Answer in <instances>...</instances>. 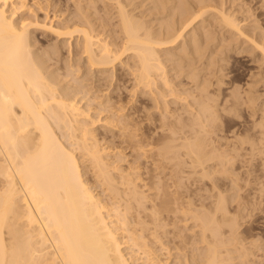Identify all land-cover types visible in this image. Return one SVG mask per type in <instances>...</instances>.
Masks as SVG:
<instances>
[{
  "label": "bare ground",
  "instance_id": "1",
  "mask_svg": "<svg viewBox=\"0 0 264 264\" xmlns=\"http://www.w3.org/2000/svg\"><path fill=\"white\" fill-rule=\"evenodd\" d=\"M76 1L78 2L79 0ZM94 1H92V4ZM104 1H102V3ZM107 1L112 3L114 8L117 10L116 13H118V17H116L115 15L114 16L116 18H119L118 23H120L119 25L122 31L120 35L123 34L122 37H119L118 35L116 39L114 38L115 36H113V38L115 39L114 41H109V39H107V34H105L107 35L106 38H102V36L99 37V34L95 33L96 29H98L97 26L94 25L96 27L95 29V27H93L90 22H87L86 20L84 21H86L87 23L78 22L76 19H74L76 21L73 20L74 22L71 21L72 19L70 21L63 22L60 14L59 17L57 16L58 14L53 15L54 17L52 16L49 21L44 20L43 22H39V20L33 22L31 20L30 22L25 19L24 16H26L25 14L27 13V10L31 9L29 5L34 4L30 3L33 2L32 0H0V264H140L139 262L137 263V261L139 260L140 262H142V264H161L162 262L160 261V257L163 259L164 257L161 256L162 254L160 255V252L163 250L165 244L163 246L162 243L161 246L163 247H161V249L158 247L159 249H157V245L156 247L154 246L155 241L153 242V240L157 239V242L160 240L162 241V234L166 233L164 231V228L166 227L164 226H166L165 220H167V218H163V211L161 213L157 207L158 203L156 201L158 198H154V200H156L154 202H156L157 204L149 201L150 199L148 192H150L151 194L154 186H159L155 184L152 188L153 183L156 181L155 174H153L155 176L154 182L150 186L148 184L150 181L147 183L146 177H144V179L142 178L143 173L141 174L140 167H143V165L141 166L140 164H138V161H140L141 158H144V160H146V158L153 157V155H156L158 157L157 159V157L155 156L157 159L156 162L155 158H153L154 161L151 159L153 162H155V164H162L165 161H167L168 163V160L170 161V159H173L174 161V159H177L176 157L180 153L178 148L181 146L182 148L184 147V149L186 148V152L184 153V155H188L190 161L188 159L186 160L191 162L190 167L193 165L196 168V172L199 173L198 175L200 177V181L209 179L211 180V182H214L213 186H211L212 189L210 187H207L210 188L211 193L208 189V193H210L208 196H203L202 194V197L200 196L201 198L199 197V199H197H201V204H198L199 207L196 209V211H198L197 214H193V217H195L197 220V226L201 228L202 237L209 240L207 252L204 251L205 260L200 257L202 260L200 261L199 259V261H205V264H237L238 262L234 263L233 260L239 258V264H251V259L255 260L251 257V246L248 247V245L246 244L247 242H244V239L242 237H238L239 235L237 229L242 227L240 225L244 224V222H248V224L251 223V218L256 215L258 211H264V108L262 109L259 106L261 110L258 108V111L255 110L257 108V105H255L256 108L254 109L253 103L256 99L254 100L252 97H250V89L249 92H247L248 90L243 91L246 95V98L243 97L245 99L244 102H242L243 99L240 102L241 98L239 97L240 99L238 100V97L236 98V96L231 92L228 95L225 94V97V95H223L221 92V88L226 84H223L222 86L223 81L219 79L218 81L216 79V81H218L216 82L215 77L211 75V77H213L214 79H210V81L216 82L215 85L214 83L212 84L207 78L210 72L206 71L207 73L203 74L200 69L196 70L194 66H192V68L194 67V70H196L195 72L197 73L196 75L194 73L195 76H193V73L190 75L185 74V77L188 76L190 82H192V84H190L192 86L189 87L186 84V86L189 88L182 90V92L177 91L176 88H173L172 83H174V80L171 83V80L169 79V77H167V68L165 66L166 62L163 61L164 58L162 59L160 52L163 49L175 48L176 46H178L184 38L187 28L194 22H196L198 18L202 17L203 13L206 16V14L208 13V9L205 10V12L207 13L203 12L202 9L199 11V8L197 9L198 5L195 6L193 3H191L196 7L195 10L198 11L193 10V12L191 13L187 11L189 14H187L181 22L178 18L180 22L179 25L175 24L176 27L172 26L174 28L166 26L169 27V30L167 29L166 33H163L162 31L161 33H157L160 32L157 30L156 33H152V31L150 32L148 29L146 30V27L144 28V24L142 26L144 17L142 22L139 21L141 23L140 24L137 21L138 16L136 19L134 18L135 15L133 14V9L132 11H130L131 13L129 12V9L127 10L130 2L129 5L128 3H126V5H128L126 7V0ZM37 2L38 0L34 5L37 6ZM156 2L159 1L156 0ZM39 3L41 4L42 2H40L39 0ZM89 3L87 4V6H89ZM132 3L133 2H131V4ZM167 3L169 5V2ZM45 4L48 5L49 2L47 1ZM80 4L81 3L78 4V7L81 6ZM156 4L158 5V3ZM93 5L96 4L94 3ZM110 5L108 7H110ZM174 5L175 4L173 3V6ZM82 6L86 7V5ZM90 6L92 7V5ZM91 7H86V14H88V9H91ZM81 8L83 9V7H80V9ZM172 8L177 9L178 7L171 6V11ZM192 8L190 7V9ZM55 9L57 8H54V12ZM175 9L173 10V12L175 11ZM28 12H31L30 14H32L34 11L29 10ZM104 12L107 13V11ZM182 12L184 13L183 10ZM95 13L97 14V12ZM172 13L170 12L171 15ZM174 13H176V11ZM218 13L222 15V22H225V26L227 25V27L230 28V31L232 29L242 37L245 36L243 32L244 28H242V26L240 25L242 24L240 23L241 21H237L236 18L231 16L232 14L228 15L223 12ZM90 16H93V18L95 17L92 14ZM85 17L86 16H82L83 19ZM91 17H89L88 19H90ZM17 18H19V20H17ZM55 18H61V20L56 24ZM95 20H97V18ZM95 20H93V22ZM178 20L176 22H178ZM96 22H94V24ZM118 23H115V25ZM168 23H170V21ZM100 24L102 25V23ZM101 25L99 27H102ZM32 26H34V28L36 26L48 30L49 32L54 34V36L58 40H68L69 42H67L70 44V46H72V42L76 39V56H79L80 59H83V62L85 63L83 64L86 65L84 68V65H75L74 62L72 63L71 61V63L69 64V68L71 67L70 73H74V76L76 77L78 76L76 74L80 73L81 68L86 69L87 67L90 71H93L95 75L98 74L99 77H101V74L106 75L105 72L107 70L112 69L111 71H113L114 69H116V66L118 64H125L124 66H128L127 68L131 70L129 74H131L133 77V80H131V82L135 83L133 85V89L130 88V90L132 89L134 91L135 96V93L138 91H141L142 94L148 96L151 102H153V107H151L155 108L156 110H158L157 112L161 113L159 117V121L162 120L160 123L161 126H159V123L158 126L162 130H165V128L168 130V138L166 135L164 137V139L167 138L166 142L161 145V143H158L159 139H157V143L161 146L160 147L158 145L159 147H157L154 139V146L152 141H149L152 139V137L151 139H144L145 135L140 132H146V126L144 127V122L141 120L142 118L146 117L145 115L143 116V110L141 109H146L147 106L149 107V105H147V103L150 102L149 100H147L148 102H146V105L144 104L146 108H139L138 106L136 107L134 106L133 102H129L126 105L125 102L124 104H122L120 101L121 98L116 99L115 96L110 94L111 92L107 94V92L105 91L106 94H104L105 83H103L104 85L101 84V80L103 79L102 77H97L99 78V80H97V78L95 77L96 80H92L90 83L89 81L88 83L81 82L82 84H80V87L74 88V91H72L71 88V91H67L66 88L68 87L64 89L61 83L60 87V85L58 84L59 81L63 80V78H60L59 80L56 75H53L54 77H52V74L48 75V73H46V70L48 68L45 67L46 70H44V66H42V64H44L43 59L45 57L43 59L41 57V61L38 57L35 56L32 50V48L34 47H32L30 40V28ZM105 27L106 26H104L103 28ZM105 29L103 30L105 31ZM102 34L104 35V32ZM248 38L247 39L250 40V35ZM251 39L254 40V38ZM195 41H197V39ZM257 47H260L259 49L264 54V46ZM194 49L195 48L193 47V53ZM56 50L57 48L55 49V51ZM55 51L54 53H57ZM69 52L71 56L73 54V50H70ZM186 52L189 51L186 50ZM191 52L192 51H190V53ZM188 54L189 53L185 55ZM178 55L179 54H177L176 56ZM130 59L135 60L134 64H130L131 61H128ZM198 59H201V57ZM68 60L70 61V57ZM184 64L186 65V61ZM213 64L214 63L212 62V67ZM190 65H193V62ZM204 65H206V63H204ZM210 65L211 64H207L206 66H204V68L202 66L201 67L203 68V70H209ZM220 67L222 70L224 66ZM198 68L200 67L198 66ZM213 69L210 71L215 73L216 70L213 71ZM176 70L178 71L179 69ZM60 71L61 70H59V72ZM212 72L211 74H213ZM113 76H111V79L114 78ZM222 76L219 78H222ZM73 78L75 79V77ZM259 78L261 79V77ZM82 79L85 78L83 77ZM90 79H93V77ZM121 79H118V81H120L122 85L125 82L122 83ZM125 79L128 78L126 77ZM104 82H106L105 79ZM261 82H263V79ZM253 83L256 82L253 81ZM249 84L246 83V85ZM107 85H109V83ZM255 85L253 84L252 86ZM212 87L217 90V93H215V90H213ZM247 87L250 88V86ZM238 88L240 87L238 86ZM106 89L107 88H105V90ZM116 89H119V87H117ZM166 89H169L167 90L168 93ZM241 89L243 90V88ZM132 90L131 92H133ZM224 90H227V88ZM229 90H232V88ZM233 90H235L234 87ZM91 91L96 94H91ZM212 91H214V93H212ZM169 92L172 99L181 101L180 104H182L180 107H170V103H173L172 99H169L170 103L169 100H166L167 96L169 98ZM223 92L225 93V91ZM185 95L187 97L191 96L193 98V103H190V99L189 102H186L187 97ZM240 95H238L237 93V96ZM221 96L223 98H221ZM145 99H147V97ZM142 104H140V106H142ZM173 105L174 104H172V106ZM243 105H246L248 112L250 113V115L249 113H247L248 117L251 116L253 119L256 118L252 128L249 129V124L248 127L246 126L249 130L247 129V132L243 130V133L246 132L245 135H247L245 137L243 136V134L241 135V133H236V129H239V125L236 124V120L234 122V118L241 111ZM245 111L243 112L244 114L246 113ZM139 113H141L143 116L141 119L139 118ZM244 114V117H242L241 114L242 119H245L246 114ZM138 118L141 121L138 120ZM252 122L253 121H251V124ZM234 123L238 126V128L235 127ZM113 137L114 140H111L110 138ZM147 137L148 136L146 135V138ZM161 140H163V137ZM151 145H153L154 147ZM155 147H157V149ZM127 148H131L136 151V161L132 162L130 160L132 163L127 161L128 155L125 153V149ZM153 152L155 154H152ZM181 158H183V155ZM185 158L186 157H184L183 159ZM124 164L127 165L124 166ZM179 164H181V161ZM178 165L177 168L180 169ZM165 166L166 165L164 164V167ZM155 167L157 169L159 165L158 167ZM175 167L176 166H174V168ZM82 168H86V170L88 169L90 171L89 173L93 175L94 179L97 182V185L96 182L95 185L100 186V189L103 188L102 191H104L105 194L109 196L106 200L105 197L102 198L101 193L100 195L98 191L93 188V184V186L89 184L87 180L88 178L85 179L84 173L82 172L84 169ZM147 169L148 168L145 167V170ZM153 169L150 170L153 171ZM189 169L192 170V168ZM164 172L165 171H163L162 174ZM158 174L159 172L157 173V175ZM147 177L149 176L147 175ZM90 179L92 180V178ZM174 179H176V177ZM242 181H244L245 184ZM174 182L170 185H174ZM167 186L166 188H168ZM200 188L201 190H203V187ZM160 190H157V192ZM162 190L164 191V186ZM178 191L179 190L177 189V192ZM180 191H182V189H180ZM198 191H200V189L197 190V192ZM230 191H232V196L228 195V192ZM159 194L160 193H158V195ZM155 195H157V193ZM170 195L172 194H169V196ZM173 195H176V191ZM177 195L174 196V198L177 197ZM177 200L179 201V199ZM206 200H208V202H206ZM165 201H168V198ZM176 203L178 204V202ZM163 204L166 205V202H163ZM183 205H185L184 207L186 208V203ZM162 206L163 205H160L159 207ZM184 207L181 208L178 206L177 208L176 206V213L178 211L180 212L178 214L181 215L183 213L186 216V211L188 212L189 207L187 208L188 210L184 209ZM191 208L194 209L193 207H190V209ZM163 219L165 222H163ZM241 221L243 223H241ZM253 221L252 223H254ZM179 222L180 221H178V223ZM183 224H185V222ZM162 229L163 232L159 233V231ZM159 234L162 236L160 237ZM230 245L232 247H229ZM260 248L262 250V246ZM168 252L166 254H168ZM234 253L237 254L236 257L233 255ZM134 254L138 255L137 259H134ZM170 254H168V256ZM179 259L182 260V258ZM166 262L167 261L162 264H165ZM180 263L182 262L180 261ZM254 263L256 262H253V264ZM183 264H187V262H183Z\"/></svg>",
  "mask_w": 264,
  "mask_h": 264
},
{
  "label": "rangeland",
  "instance_id": "2",
  "mask_svg": "<svg viewBox=\"0 0 264 264\" xmlns=\"http://www.w3.org/2000/svg\"><path fill=\"white\" fill-rule=\"evenodd\" d=\"M31 1V0H30ZM33 2H30V3H34V4H36L35 2L37 1V0H35V2H34V0H32ZM49 2V4L47 5V4H45L46 2ZM57 1V2H56ZM70 0H40V2H42L41 4L39 3V0H38V2H37V6L36 5H34V4H31V5H29L30 7H31V9H29V10H33L34 12L32 13V14H34V15H32V14H30L31 12H28L29 10H27V13L25 14L26 16H24V18L25 19H27L28 21H30L31 22V20L34 22H36V21H39V22H43L44 20L45 21H49L51 18H52V16L53 15H57L58 17L61 15V17H62V19H63V22H65V21H70L71 19V21L72 22H74V21H78V22H83V23H87V22H90V24L93 26V27H95L94 25H96L97 26V28L98 29H96V27H95V29H96V34H99V37H101L102 36V38H106L107 37V35H108V37H107V39H109V41L111 40V41H114L117 37H118V35H119V37H122L123 36V34L122 35H120L121 33H122V31H121V28H120V23H118L119 22V18H116V17H118V13H116L117 12V10L114 8V6H113V4L112 3H110V2H108L107 0H90V1H88V0H84V1H82V0H79L78 2L79 3H81L80 5V7H83V9L81 8L80 9V7H78V2L75 0H71L70 2H69ZM74 1V2H73ZM92 1H94L93 2V4L95 3L96 5H93L92 4ZM102 1H104L103 3H102ZM107 1V2H106ZM123 1H125V0H123ZM148 1V2H147ZM157 1H159V2H156V0H154V2H153V0H126V2H125V5H126V3H128V5H129V2H130V5H129V7H127L128 5H126V7H127V10L129 9V12L130 11H132V9H133V14L135 15H133L134 16V18L136 19L137 18V16H138V18H137V21L139 22H142V20H143V17H144V20H143V23H142V26H143V24H144V28L146 27V30L148 29L150 32L152 31V33H156L157 31H160V32H157V33H161V31L163 32V33H166L167 32V29L169 30V27L170 28H174V27H176L175 26V24L176 25H179L180 24V22L184 19V17L187 15V14H189V13H191V12H193V10H195V6H197L198 5V7H197V9L200 11L201 9H202V11L203 12H205V10H207V12H205V13H207L206 14V16H205V14L203 13L202 15V17H200V18H198V20L196 21V22H194L191 26H189L188 28H187V31L185 32V36H184V38L182 39V41L180 42V44L178 45V46H176L175 48H166V49H163V50H161V52H160V54H161V57H162V59H163V61L164 62H166L165 64V66H166V71H167V77H169V79L171 80L170 82L172 83V81L174 82V83H172L173 85V88H176L177 89V91H180V92H182V90H184V89H188L189 87H191L192 85H190V84H192V82H190V79L188 78V76L187 77H185V74L186 75H190V74H192L193 73V76H195L197 73L195 72L197 69L199 70L200 69V71L203 73V74H206L207 72H210L209 73V75L207 76V78H208V80L210 81V79L211 80H213L214 78L213 77H211V75H213L214 77H215V81H216V79L218 80H222L221 82H222V86H223V84L225 85V86H223L222 88H221V92H222V94L223 95H225V94H230V92L231 93H233L235 96H236V98L239 100L240 98V102H241V100H242V102H244L245 101V99L244 98H246V95L244 94V92L243 91H247V92H249V89H250V97H252L255 101H257V102H255L254 101V103H253V105H254V109L256 108V106L255 105H257V108L255 109V110H258L259 111V109L261 110V108L263 109L264 108V99H263V95H264V74H262V73H264V54L261 52V50L257 47V46H264V0H189V1H187V0H170V1H167V0H157ZM162 1H163V3H162ZM172 1V2H171ZM174 1V2H173ZM176 1V2H175ZM183 3H182V2ZM192 1V2H191ZM195 3H194V2ZM197 1V2H196ZM206 1V2H205ZM212 1V2H211ZM75 2H77V3H75ZM82 2H84V3H82ZM85 2H86V4H85ZM91 4H90V3ZM98 2V3H97ZM131 2H133L132 4H131ZM167 2H169V5H168V3ZM180 2V3H179ZM188 2H190V3H188ZM200 2V3H199ZM215 3V5H214V3ZM64 3V4H63ZM89 3V6H87V4ZM108 3H110V4H108ZM156 3H158V5L156 4ZM162 4V5H160V4ZM166 3H167V5H166ZM173 3L175 4L174 6H173ZM177 3V4H176ZM191 3H193V4H191ZM206 3V4H205ZM211 3V4H210ZM217 3V4H216ZM223 5H222V4ZM74 4V5H73ZM77 4V5H76ZM141 4V5H140ZM144 6H143V5ZM155 4V5H154ZM165 6H164V5ZM172 4V5H171ZM181 4V5H180ZM184 4V5H183ZM200 4V5H199ZM202 4H203V6H202ZM220 4V5H219ZM263 4V5H262ZM42 5V6H41ZM43 5H44V7H43ZM70 5V6H69ZM82 5H86V7H88V8H90L91 6L90 5H92V7H91V9H88V14H86V11H87V8L86 7H84V6H82ZM110 5V7H108ZM135 5V6H134ZM157 5V6H156ZM183 5V6H182ZM186 5V6H185ZM192 5V6H191ZM204 5H205V7H204ZM217 5H219V6H217ZM239 5V6H238ZM41 6V7H40ZM52 6V7H51ZM54 6V7H53ZM58 6V7H57ZM107 6V7H106ZM134 6V7H133ZM159 6V7H158ZM171 6L172 7H178L177 9H175V8H172V11H171ZM181 6V7H180ZM187 6H188V9L189 10H192V11H189L188 9H187ZM194 6V7H193ZM201 8H200V7ZM216 6V7H215ZM225 6V7H224ZM242 6V7H241ZM59 7H60V9H59ZM97 9H96V8ZM100 7V8H99ZM101 7H102V9H101ZM112 7V8H111ZM153 7V8H152ZM163 7V8H162ZM167 7V8H166ZM184 7V8H183ZM190 7L192 8V9H190ZM214 9H213V8ZM220 7H222V8H220ZM54 8H57V9H55V12H54ZM85 8V9H84ZM106 8V9H105ZM110 8V9H109ZM156 8V9H155ZM162 10H161V9ZM179 8H180V10H179ZM183 8V9H182ZM186 8V9H185ZM218 10H220V11H218ZM59 9V10H58ZM93 9V10H92ZM108 9H109V11H108ZM146 9V10H145ZM154 11H153V10ZM159 9H160V11H159ZM175 9V11H176V13H174L173 12V10ZM210 9H211V11H210ZM228 9V10H227ZM232 9V10H231ZM83 10H85V11H83ZM103 10V11H102ZM113 10H116V11H113ZM167 10H168V12H167ZM182 10L184 11V13L182 12ZM198 10H195V11H198ZM215 12H214V11ZM223 10V11H222ZM226 10V11H225ZM230 10V11H229ZM57 11H59V12H57ZM78 11V12H77ZM92 11V12H91ZM102 11V12H101ZM104 11H107V13L106 12H104ZM149 11V12H148ZM157 11V12H156ZM166 11V12H165ZM189 13H188V12ZM235 11V12H234ZM47 12V13H46ZM64 12V13H63ZM83 12H84V14H83ZM95 12H97V14L95 13ZM152 12V13H151ZM156 14H155V13ZM164 12H165V14H164ZM170 12L172 13V15L170 14ZM210 12V13H209ZM218 12H223V13H225V14H228V15H230V14H232L231 16L232 17H234V18H236V20L238 21H241L240 23H242V24H240L241 26H242V28H244L243 29V32H244V34H245V36L244 37H242L240 34H238V33H236L235 31H233L232 29H231V31H230V28L229 27H227V25L225 26V22L223 21L222 22V15L220 14V13H218ZM230 12V13H229ZM67 15H66V14ZM70 13V14H69ZM131 13V12H130ZM142 13V14H141ZM149 15H148V14ZM154 13V14H153ZM164 15H163V14ZM178 13V14H177ZM45 14H47V15H45ZM60 14V15H59ZM64 14H65V16H64ZM72 14V15H71ZM75 14H76V16H75ZM94 15L95 17L93 18V16L91 17L90 15ZM146 14V15H145ZM159 14V15H158ZM180 14H181V16H180ZM183 14V15H182ZM88 15V16H87ZM99 15V16H98ZM112 15H113V17H112ZM116 17H115V16ZM155 15H156V18H155ZM29 16V17H28ZM79 16V17H78ZM82 16H86L84 19L82 18ZM174 17L175 18V20H174V18H172V17ZM183 16V17H182ZM47 17V18H46ZM54 17V16H53ZM89 17H91L90 19H88ZM99 17V18H98ZM147 17H149V18H147ZM219 17V18H218ZM35 18H36V20H35ZM81 18V19H80ZM97 18V20H95ZM171 18V19H170ZM177 18V19H176ZM178 18L180 19V22H179V20H178ZM182 18V19H181ZM216 18H217V20H216ZM34 19V20H33ZM56 20H55V22H56V24L58 23V21H60L61 20V18H55ZM74 19H76V20H74ZM82 19H83V21H82ZM115 19V20H114ZM139 19V20H138ZM167 19V20H166ZM202 19V20H201ZM240 19H242V20H240ZM247 19V20H246ZM17 20H19V18H17ZM74 20V21H73ZM84 20H86V21H84ZM93 20H95L94 22H96L95 24H94V22H93ZM101 20V21H100ZM166 20V21H165ZM178 20V22H176ZM204 20V21H203ZM212 20H213V22H212ZM100 21V22H99ZM109 21V22H108ZM170 21V23H168V22ZM172 21H174V22H172ZM217 23H216V22ZM244 21H246V22H244ZM92 22V23H91ZM139 22V23H140ZM150 22H151V24H150ZM160 22V23H159ZM256 22V23H255ZM98 23H99V25H98ZM100 23H102V25L100 24ZM108 23V24H107ZM112 25H111V24ZM115 23H118V24H116L115 25ZM145 23H146V25H145ZM168 23V24H167ZM174 23V24H173ZM221 23V24H220ZM141 24V23H140ZM162 24V25H161ZM167 24V25H166ZM171 24V25H170ZM246 24V25H245ZM102 26V27H99V26ZM112 27H114V28H112ZM149 27H148V26ZM151 25V26H150ZM154 25H155V27H154ZM248 25V26H247ZM104 26H106L105 28H103ZM166 26H169V27H166ZM172 26H174V27H172ZM222 26H224V27H222ZM109 27V28H108ZM116 27V28H115ZM196 27V28H195ZM214 27V28H213ZM247 27V28H246ZM40 28V29H39ZM100 28V29H99ZM105 29V31L103 30V29ZM118 28V29H117ZM150 28H152V29H150ZM159 28V29H158ZM163 30H162V29ZM165 28V29H164ZM195 28V29H194ZM217 28V29H216ZM224 28V29H223ZM252 28V29H251ZM42 29V30H41ZM110 29H111V31H110ZM116 29V30H115ZM213 29V30H212ZM254 29H256V30H254ZM113 30V31H112ZM118 30V31H117ZM157 30V31H156ZM192 30V31H191ZM226 30V31H225ZM117 33H116V32ZM119 31H121V32H119ZM155 31V32H154ZM165 31V32H164ZM195 31V32H194ZM206 31V32H205ZM208 31V32H207ZM214 31V32H213ZM222 31V32H221ZM234 33H233V32ZM100 32H104V35L102 34V33H100ZM113 32V33H112ZM191 32H192V34H191ZM197 32V33H196ZM203 34H202V33ZM30 33H31V35H30V40H31V44H32V47L34 48H32V50H33V52H34V54H35V56L36 57H38L41 61H42V59L44 60L43 62H44V64H42V66H44L43 68H44V70H46V68H48L45 72L46 73H48V75L50 74H52V77H54L55 75H56V77H58V79L60 80V78H63V82L62 81H59L58 79V81H59V84L58 85H60V83L63 85L62 87L65 89L66 87H68V88H66L67 89V91H74L75 89L74 88H79L80 87V84H82V83H88V81H89V83L92 81V80H96V78L97 77H99V75L97 74V75H95L94 73H93V71H90L87 67H86V69H84L85 68V66L86 65H84L85 63L83 62L84 60L83 59H80V57L79 56H76V39L72 42V46H70V44L68 43L69 41L68 40H66V39H63V40H58V39H56V37L54 36V34H52L51 32H49L48 30H46V29H44V28H42V27H36L35 26V28H34V26H32L31 28H30ZM109 33V34H108ZM218 33V34H217ZM227 33V34H226ZM229 33V34H228ZM257 33V34H256ZM263 33V34H262ZM105 34H107V35H105ZM253 34V35H252ZM259 34V35H258ZM261 34V35H260ZM112 35V36H111ZM210 35V36H209ZM224 35H226V36H224ZM229 35V36H228ZM234 35V36H233ZM247 35V36H246ZM249 35H250V40H248L249 38ZM33 36V37H32ZM113 36H115L114 38H113ZM187 36V37H186ZM189 36H193V37H189ZM201 38H200V37ZM206 36V37H205ZM213 36V37H212ZM215 36V37H214ZM112 37V38H111ZM34 38V39H33ZM192 38V39H191ZM194 38V39H193ZM221 38V39H220ZM239 38H241V39H239ZM248 38V39H247ZM251 38H254V40L253 39H251ZM187 39V40H186ZM197 39V41H195ZM201 39V40H200ZM208 39H209V41H208ZM236 39V40H235ZM192 40H194V41H192ZM204 40V41H203ZM212 40V41H211ZM224 40V41H223ZM231 40V41H230ZM53 41V42H52ZM68 41V42H67ZM217 41V42H216ZM248 41V42H247ZM252 41H254V42H252ZM58 42V43H57ZM191 42H192V46H191ZM194 42V43H193ZM197 42V43H196ZM213 42V43H212ZM66 43V44H65ZM187 43V44H186ZM225 43H227V44H225ZM230 43V44H229ZM232 43H234V44H232ZM255 43H257V44H255ZM262 43V44H261ZM63 45V47H62V45ZM194 44H196V45H194ZM47 45V46H46ZM202 45V46H201ZM222 47H221V46ZM257 45V46H256ZM51 46H53V47H51ZM69 46H70V48H69ZM190 46V47H189ZM40 47V48H39ZM61 47V48H60ZM193 47L195 48L194 49V53H193ZM219 47V48H218ZM224 47V48H223ZM240 47V48H239ZM57 48V50L55 51V49ZM60 48V49H59ZM68 48V49H67ZM199 48H200V50H199ZM204 48H205V50H204ZM236 48V49H235ZM264 48V47H263ZM48 49H49V51H48ZM73 50V54L70 56V50ZM183 49V50H182ZM190 49V50H189ZM232 49H234V50H232ZM247 49H248V51H247ZM67 50V51H66ZM186 50L187 51H189V52H186ZM218 50V51H217ZM252 50V51H251ZM255 50V51H254ZM50 51H51V53H50ZM54 51L55 52H57V53H54ZM171 51V52H170ZM183 51V52H182ZM190 51H192L191 53H190ZM198 51H199V53H198ZM179 52V53H178ZM181 52H182V54H181ZM197 52V53H196ZM231 52V53H230ZM249 52V53H248ZM46 53V54H45ZM169 53V54H168ZM179 54L178 56H176L177 54ZM187 53H189L188 55H185V54H187ZM196 53V54H195ZM201 53H202V55H201ZM211 53H212V55H211ZM216 53V54H215ZM222 53V54H221ZM229 53V54H228ZM48 54V55H47ZM53 54V55H52ZM59 54V55H58ZM64 54V55H63ZM164 54V55H163ZM192 56H191V55ZM200 54V55H199ZM206 54V55H205ZM226 54V55H225ZM55 55V56H54ZM182 55V56H181ZM196 55V56H195ZM48 56V57H47ZM60 56V57H59ZM70 57V61L68 60L69 59V57ZM187 56H188V58H187ZM189 56H190V61H189ZM211 56V57H210ZM214 56V57H213ZM220 58H219V57ZM41 57H42V59H41ZM57 57V58H56ZM168 57V58H167ZM171 57V58H170ZM174 57H176V58H174ZM179 57H180V60H179ZM184 57V58H183ZM192 57V58H191ZM201 57V59H198V58H200ZM203 57H204V59H203ZM207 57V58H206ZM61 58H63V59H61ZM74 60H72V59ZM78 58V59H77ZM169 58H170V60H169ZM183 58V59H182ZM186 58V59H185ZM215 58V59H214ZM227 58V59H226ZM252 58V59H251ZM46 59V60H45ZM59 59V60H58ZM81 61H80V60ZM188 59V60H187ZM191 59H193V60H191ZM197 59V60H196ZM210 59V60H209ZM229 59V60H228ZM51 60V61H50ZM69 62H68V61ZM125 60H127V59H125ZM199 60V61H198ZM201 60V61H200ZM209 62H208V61ZM223 60V61H222ZM57 61V62H56ZM71 61H72V63L74 62V64L75 65H77V64H81V65H84L83 67L84 68H81V71H80V73H82V74H76V75H78L77 77L76 76H74V73H70V69H71V67L69 68V64L71 63ZM128 61H131V63L130 64H134V61L135 60H132V59H130V60H128ZM174 61V62H173ZM176 61H178V62H176ZM185 61H186V65L184 64L185 63ZM203 61V62H202ZM210 61H212L214 64H213V67H212V62H210ZM46 62V63H45ZM51 62V63H50ZM77 62V63H76ZM193 62V65H190L191 63ZM216 62V63H215ZM252 62V63H251ZM261 62V63H260ZM52 63H55V64H52ZM68 63V64H67ZM84 63V64H83ZM183 63V64H182ZM188 63V64H187ZM201 63V64H200ZM204 63H206V65L207 64H211L210 66H209V70H203V68H204V66H206V65H204ZM221 63V64H220ZM175 64V65H174ZM198 64V65H197ZM227 64V65H226ZM252 64V65H251ZM49 65V66H48ZM67 65H68V67H67ZM122 64H118L117 66H116V69H114L113 71H111L112 69H109V70H107L106 72H105V74L106 75H102L101 74V77L103 78L102 80H101V84H103V83H105V88H107L106 90H105V88H104V94H106L105 93V91L107 92V94L108 93H110L111 95H113V96H115V98L117 99H119V98H121L120 99V101H121V103L122 104H124V102H125V105L127 104V103H129V102H133V104H134V106H138L139 108H142V107H145L146 108V102H148L147 100H149L150 102L149 103H147V105H149V107L147 106V108L146 109H141V110H143L142 111V114H143V116L145 115V117L146 118H142L143 116H142V114L141 113H139V118L144 122V127L146 128V132H143V131H140V132H142L143 133V135H145L144 136V139H151V137H152V139L151 140H149V141H152V143H153V145H154V142H156L155 144H156V146L157 147H159L160 145L158 144V143H161V145L163 144V143H165L166 142V140H167V138H168V136L167 135H169V132H168V130L165 128V130L163 129H160V127L159 126H161V121L162 120H160L159 121V117H160V115H161V113L160 112H157L158 110H156L155 108H152L153 106V102H151V100H150V98L148 97V96H146L145 94H142L141 93V91H138V92H136L135 94H136V96L134 95V91L132 90L133 89V85L135 84L134 82H131V80H133V77H132V75L131 74H129V72H131V70L129 69V68H127L128 66H124L125 64H123L122 66H121ZM178 65H180L181 67H182V69H181V67L180 66H178ZM184 65V66H183ZM204 65V66H203ZM214 65H216V66H214ZM53 66V67H52ZM188 66V67H187ZM192 66H194L195 68H196V70H194V67L192 68ZM198 66L200 67V68H198ZM203 68H202V67ZM219 66V67H218ZM220 66H224L223 68H222V70H221V67ZM46 67V68H45ZM175 67V68H174ZM236 67V68H235ZM242 67V68H241ZM74 68V67H73ZM169 68V69H168ZM189 70H188V69ZM214 68V69H213ZM216 68V69H215ZM218 68V69H217ZM225 68V69H224ZM252 68V69H251ZM263 68V69H262ZM53 69V70H52ZM67 69V70H66ZM75 69V68H74ZM74 69H72V70H74ZM134 69V68H133ZM172 69V70H171ZM176 69H179L178 71L176 70ZM185 69V70H184ZM194 71H193V70ZM202 69V70H201ZM213 69V71H215V73L214 72H212V71H210V70H212ZM235 69V70H234ZM257 69V70H256ZM50 70V71H49ZM59 70H61L60 72H59ZM84 70H85V73H84ZM86 70H87V72H86ZM129 70V71H128ZM176 70V71H175ZM191 70V71H190ZM217 70H220V71H217ZM223 70H225V71H223ZM49 71V72H48ZM89 71V72H88ZM111 71V72H110ZM115 71V72H114ZM128 73H127V72ZM180 71H183V72H180ZM207 71V72H206ZM221 71H223L225 74H226V76H225V74L223 73V72H221ZM249 71H250V74H249ZM55 74H54V73ZM68 72H69V74H70V77H69V74H68ZM73 72V71H72ZM120 72H121V74H120ZM123 72V73H122ZM172 72V73H171ZM205 72V73H204ZM211 72L213 73V74H211ZM221 72V73H220ZM235 72V73H234ZM261 72V73H260ZM65 73V74H64ZM87 73V74H86ZM109 73V74H108ZM114 73V74H113ZM116 73H118V74H116ZM182 73V74H181ZM194 73H195V75H194ZM202 73H201V75H202ZM223 73V74H222ZM256 73V74H255ZM67 74V75H66ZM92 74V75H91ZM112 74V75H111ZM127 74H128V76H127ZM171 74H173V75H171ZM175 74V75H174ZM218 74V75H217ZM220 74H222V75H224V76H222V75H220ZM241 74V75H240ZM252 74V75H251ZM259 74V75H258ZM54 75V76H53ZM60 75V76H59ZM73 75V76H72ZM82 75V76H81ZM95 75V76H94ZM113 75H116V76H113ZM130 75V76H129ZM220 75V76H219ZM255 75V76H254ZM65 76V77H64ZM86 76V77H85ZM88 76V77H87ZM108 76H109V78H108ZM111 76H113L114 78L113 79H111L112 77ZM121 76V77H120ZM178 76H180V77H178ZM184 76V77H183ZM217 76H218V78H217ZM222 76V78H224V79H222V78H219V77H221ZM228 76H229V78H228ZM257 76H258V78H257ZM67 77H68V79H67ZM73 77H75V79L73 78ZM84 77L85 79H82V78ZM93 77V79H90V78H92ZM96 77V78H95ZM101 77H99V78H101ZM105 77V78H104ZM116 77V78H115ZM120 77V78H119ZM128 78V79H125V78ZM174 77V78H173ZM209 77H211V78H209ZM248 77V78H247ZM253 77V78H252ZM255 77V78H254ZM259 77H261V79L259 78ZM71 78H72V80H71ZM78 78H79V82H78ZM89 78V79H88ZM99 78H97V80H99ZM121 79V81H122V83L123 82H125V83H127V84H122L121 85V82L120 81H118V79ZM131 78V79H130ZM178 78V79H177ZM65 79V80H64ZM77 79V80H76ZM88 79V80H87ZM104 79H105V81L106 82H104ZM108 79V80H107ZM180 79V80H179ZM185 79H186V81H185ZM255 79V80H254ZM257 79V80H256ZM262 79H263V82H261L262 81ZM70 80V81H69ZM110 80V81H109ZM115 80H117V81H115ZM124 80H127V81H124ZM130 80V81H129ZM218 80V81H219ZM249 80V81H248ZM65 81V82H64ZM72 81V82H71ZM83 81H85V82H83ZM103 81V82H102ZM107 81H108V83H109V85H107L108 83H107ZM112 81V82H111ZM129 81V82H128ZM181 81V82H180ZM210 81L212 84L214 83V85H215V83L216 82H218V81ZM240 81V82H239ZM250 81H251V83H250ZM253 81L254 82H258V83H260V84H256V83H253ZM82 82V83H81ZM176 82V83H175ZM184 82V83H183ZM186 82V83H185ZM65 83V84H64ZM74 83V84H73ZM107 83V84H106ZM119 83V84H118ZM129 83V84H128ZM131 83H132V85H131ZM183 83V84H182ZM189 83V84H188ZM228 83V84H227ZM243 83V84H242ZM245 83V84H244ZM246 83L247 84H249V85H246ZM70 84H71V86H70ZM79 84V85H78ZM182 84V85H181ZM185 84V85H184ZM186 84H187V86H189V87H187L186 86ZM230 84V85H229ZM241 84V85H240ZM255 85V86H252V85ZM74 85V86H73ZM76 85V86H75ZM78 85V86H77ZM112 85V86H111ZM115 87H114V86ZM118 85V86H117ZM229 85V86H228ZM240 87V88H238V86ZM111 86V87H110ZM127 86V87H126ZM247 86H250V88L249 87H247ZM60 87H61V85H60ZM113 87V88H112ZM117 87H119V89H116ZM123 87V88H122ZM124 87H125V89H124ZM215 87V86H214ZM214 87H212L213 88V90H215V88ZM233 87L235 88V90H233ZM238 88V91H237V88ZM252 87V88H251ZM70 88H71V90H70ZM73 88V89H72ZM116 90H115V89ZM121 88V89H120ZM130 88H132L131 90L133 91V92H131V90H130ZM180 90H179V89ZM227 88V90H224V89H226ZM232 88V90H229V89H231ZM241 88H243V90L241 89ZM248 88V89H247ZM130 90V91H128V90ZM239 89H240V91H239ZM245 89V90H244ZM254 89V90H253ZM263 89V90H262ZM112 90V91H111ZM114 90V91H113ZM118 90H120V91H118ZM165 90V89H164ZM167 90H169V89H166V91ZM228 90H229V93H228ZM223 91H225V93L223 92ZM255 94H253L252 92ZM112 92H113V94H112ZM165 92V91H164ZM92 93H94V92H92L91 91V94ZM138 93H139V95H138ZM141 93V94H140ZM167 93H168V91H167ZM212 93H214V91H212ZM215 93H217V90H215ZM236 93V94H235ZM237 93H238V95H240V94H242V95H240V96H237ZM96 93H94V95H95ZM97 94H99V93H97ZM100 94H102V93H100ZM114 94H116V95H114ZM119 94V95H118ZM129 94V95H128ZM131 94V95H130ZM120 95H121V97H120ZM139 97H138V96ZM140 95H142V96H140ZM170 92H169V98H168V96H167V98H166V100H171L172 99V97H170ZM245 95V96H244ZM119 96V97H118ZM133 96H134V98H133ZM186 96V95H185ZM185 96H183V97H185ZM254 96V97H253ZM259 96H260V98H259ZM263 96V97H262ZM147 97V99H145ZM187 97V96H186ZM189 97V96H188ZM187 97V100H186V102H189V99H190V103H193L192 101H193V98L190 96L189 98ZM225 97H226V95H225ZM240 97V98H239ZM244 97V98H243ZM221 98H223L222 96H221ZM123 99V100H122ZM133 99V100H132ZM136 99V100H135ZM138 99V100H137ZM144 101H143V100ZM261 99V100H260ZM130 100V101H129ZM170 100H169V103H170ZM141 101H142V103H141ZM172 101H173V103H170L171 105H170V107H174V108H178V107H180L181 106V104H180V100H178V101H176L175 99H172ZM171 101V102H172ZM136 102V103H135ZM140 102V103H139ZM175 102V103H174ZM185 102V101H184ZM185 102V103H186ZM177 103H179V104H177ZM140 104H142V106H140ZM145 104V105H144ZM151 104V105H150ZM172 104H174V105H176V106H172ZM129 105V104H128ZM144 105V106H143ZM152 106V107H151ZM261 108H260V107ZM151 108H152V110H151ZM259 108V109H258ZM148 109V110H147ZM245 110H247V111H245ZM152 111V112H151ZM246 112L245 114L247 115H245L243 112ZM148 112V113H147ZM241 112V113H240ZM238 114H237V116L234 118V122H235V120H236V124L237 125H239V129H236V133H241V135L243 134V136L245 137V136H247V135H245L246 134V132L250 129V128H252V126H253V124H254V121L256 120V118L255 119H253L251 116H249L248 117V114L247 113H249L248 112V109H247V107H246V105H243V107H242V109H241V111H240ZM148 115H150V116H148ZM263 113H264V111H263ZM241 114H242V117H244L243 116V114L245 115V119L243 118H241ZM159 115V116H158ZM249 115H250V113H249ZM239 116H240V119H239ZM252 119H251V118ZM257 117V116H256ZM263 117H264V114H263ZM138 118V120H140ZM148 118V119H147ZM248 118H250V119H248ZM146 119V120H145ZM151 119V120H150ZM162 119V118H161ZM239 119V120H238ZM264 119V118H263ZM140 120V121H141ZM243 120V121H242ZM250 120V121H249ZM147 121H149V122H147ZM168 121H169V119H168ZM251 121H253L252 122V124H251ZM250 122V123H249ZM147 125H146V124ZM157 123V124H156ZM158 123H159V126H158ZM245 123V124H244ZM151 124V125H150ZM235 124V123H234ZM235 124V127H237L238 128V126ZM249 124H250V127H249V129L247 128L248 126H249ZM148 125H149V127H148ZM153 126V127H152ZM247 126V127H246ZM157 129H156V128ZM155 128V129H154ZM148 129V130H147ZM248 129V130H247ZM157 130V131H156ZM160 130V131H159ZM246 131L245 133H243L244 131ZM149 133H148V132ZM153 131H154V133H153ZM159 131V132H158ZM162 131V132H161ZM163 131H164V133H163ZM241 131V132H240ZM146 133V134H145ZM150 135H148V134ZM163 134V135H162ZM110 135H112V134H110ZM146 135L148 136L147 138H146ZM152 135V136H151ZM165 135L167 136V138L166 139H164V137H165ZM162 137H163V140H161L162 139ZM161 138V139H160ZM111 140H114V137L113 138H110ZM155 139V141L153 142V140ZM157 139H159L158 141V143H157ZM153 145H151V146H153ZM159 145V146H158ZM155 146V145H154ZM153 146V147H154ZM126 147V146H125ZM157 147H155L156 149H157ZM161 147V146H160ZM128 149H131V148H127V149H125V153L128 155V157H127V161H129V162H133V161H136L135 159L137 158L136 157V151L134 150V149H131V150H128ZM156 149H155V152H156ZM182 149V150H181ZM178 150H179V155H180V157H179V155H177V159H174V161H173V159H170V161L168 160V163H167V161H165L164 163H162V164H158V163H156L155 164V162H156V160L158 159V157H157V159H156V157L153 155V157H148V158H146V160H144V158H141L140 159V161H138L139 163L138 164H140L141 166L143 165V167L145 166L146 168H148L147 170H145V167L143 168V167H140L141 169H140V171H141V174L143 173V179H144V177H146V181H147V183L151 186L152 185V183L154 182V179H155V176H156V181L153 183V185H152V188H153V186L156 184V185H159L158 187H155L154 186V190L152 189V192H151V194H150V192H148V195H149V201H151L152 203L154 202V201H156V200H154V198L156 199V198H158L157 199V203L156 202H154V203H156L158 206V209L160 210V212L162 213V211H163V213H162V215H163V218H167V220H165L164 221V219H163V222H165L164 224L166 225V226H164V227H166V228H164V231L166 232L165 234H162V235H160V237L162 236V241L160 240V241H158L157 242V239H155V240H153V242L155 241V243H154V246L156 247V245H157V249H161V247H163L164 246V244H165V246L163 247V250L160 252V255L162 256V257H164V259L163 258H161L160 257V261L162 262V263H164L165 261H167L165 264H183V262L184 263H186L187 262V264H197V261H198V264H205V261L203 262H200L202 259L201 258H203L204 259V254H205V252H207V246L209 245V240H207L206 238H203L202 237V235H201V228L200 227H198L197 226V220H196V218L195 217H193L194 215L193 214H197V212L198 211H196V209L199 207V205L201 204L200 202V200H197V199H199V197L201 196L202 197V194H203V196H208L210 193H211V190H210V188H211V186H213V184H214V182L212 183L211 182V180H209V179H206L205 181H200V177H199V173H197L196 172V168L194 167V169H193V167L191 166L190 167V163L191 162H189L190 161V159H189V157H188V155H184V153L186 152V148L184 149V147L182 148V146L181 147H179L178 148ZM183 150H185V151H183ZM188 150V149H187ZM182 151V152H181ZM135 152V153H134ZM129 153H130V156H129ZM132 154H133V156H132ZM152 154H155L154 152L152 153ZM182 155H183V158L184 157H186L185 159H183V158H181L182 157ZM179 157V158H178ZM130 158H132V159H130ZM153 158H155V162H153L154 160H153ZM134 159V160H133ZM153 161H152V160ZM186 159H188V160H186ZM131 160V161H130ZM187 162H186V161ZM177 161V162H176ZM179 161V162H178ZM180 161H181V164H179L180 163ZM184 161V162H183ZM131 162V163H132ZM146 162V163H145ZM152 162V163H151ZM186 162V163H185ZM189 162V163H188ZM142 163V164H141ZM145 163V164H144ZM154 163V164H153ZM182 163H183V165H182ZM127 164H128V162H127ZM127 164H124V166H126ZM152 164V165H151ZM164 164L166 165L165 167H164ZM170 164V165H169ZM176 164V165H175ZM179 164V165H178ZM187 164V165H186ZM189 164V165H188ZM151 165V166H150ZM158 165H159V167H158ZM161 165H162V167H161ZM171 165H174V166H176L175 168H174V166H171ZM177 165H178V167H180V169L179 168H177ZM155 166H157L158 168L156 169V167ZM153 167H154V169H153ZM184 167V168H183ZM166 168V169H165ZM167 168H170V169H167ZM182 168V169H181ZM186 168V169H185ZM189 168H192V170L191 169H189ZM82 169H84L82 172L84 173V177H85V179H87L88 180V182H89V184L90 185H92L93 186V188L94 189H96V191H98V193L102 196V198H104L105 197V200L109 197V196H107L106 194H105V192L104 191H102L103 190V188H101L100 189V186H96L97 185V182H96V180L94 179V177H93V175L91 174V173H89L90 171L88 170H86V168H82ZM153 169V171H151V170ZM161 171H159V170ZM164 169V170H163ZM174 171H173V170ZM179 169V170H178ZM185 169V170H184ZM145 170V171H144ZM178 170V171H177ZM144 171V172H143ZM149 171V172H148ZM151 171V172H150ZM156 171H158L159 172V174L158 175H161V176H163V177H161V176H158L157 175V173L158 172H156ZM163 171H165L163 174H162V172ZM146 172V173H145ZM181 172V173H180ZM183 172V173H182ZM186 172V173H185ZM193 172V173H192ZM196 172V173H195ZM171 173V174H170ZM173 173V174H172ZM185 173V174H184ZM88 174V175H87ZM145 174V175H144ZM153 174H155V176L153 175ZM178 176H177V175ZM182 174V175H181ZM183 174H184V176H183ZM192 176H191V175ZM147 175L150 177H147ZM152 175V176H151ZM154 176V177H153ZM165 176V177H164ZM183 176V177H182ZM191 176V177H190ZM176 177V179H174ZM187 177H188V179H187ZM196 177V178H195ZM90 178H92V180L90 179ZM153 178V179H152ZM162 178V179H161ZM163 178H164V180H163ZM179 178H181V179H179ZM158 179V180H157ZM162 181H161V180ZM172 179V180H171ZM183 179V180H182ZM198 179V180H197ZM90 180V181H89ZM144 180V181H145ZM174 180H175V182H174ZM181 181V183H180V181ZM178 181V182H177ZM197 181V182H196ZM199 181V182H198ZM208 181V182H207ZM95 182H96V185H95ZM173 182L175 183L174 185H170V184H173ZM176 182H177V184H176ZM204 182V183H203ZM221 182H224V181H221ZM243 183H244V181H242ZM146 183V182H145ZM167 183H168V186H167ZM180 183V184H179ZM242 183V184H243ZM162 186H161V185ZM164 184V185H163ZM205 184V185H204ZM209 184V185H208ZM245 184V183H244ZM177 185V186H176ZM184 185V186H183ZM201 185V186H200ZM205 187H204V186ZM163 186H164V191L162 190V188H163ZM166 186L169 188H166ZM169 186H171V187H169ZM178 186H179V188H178ZM181 186V187H180ZM198 186V187H197ZM203 187L202 189L203 190H201V188L200 187ZM96 187V188H95ZM98 187V188H97ZM161 187V188H160ZM183 187V188H182ZM207 187H210V188H207ZM205 188V189H204ZM160 190V191H158L157 192V190ZM166 189V190H165ZM177 189L180 191V189H182V191H178L177 192ZM200 189V191H198L197 192V190H199ZM208 189H209V192L210 193H208ZM212 189V188H211ZM156 190V191H155ZM207 192H206V191ZM164 192L165 193V191H166V193L164 194V193H162V192ZM168 191H169V193H168ZM175 191H176V195H177V193H178V195H177V197H175L174 198V196H176V195H173V194H175ZM203 191H204V193H203ZM104 192V193H103ZM200 192V193H199ZM153 193H157V195H158V193H160L158 196L157 195H155V194H153ZM182 195H181V194ZM196 193V194H195ZM168 194V195H167ZM169 194H172L173 195V197H172V195H170L169 196ZM197 194H198V196H197ZM207 194V195H206ZM103 195H105V196H103ZM154 195V196H153ZM167 196V197H165V196ZM196 197H195V196ZM228 195L230 196H232L233 194H232V191H230V192H228ZM107 196V197H106ZM161 196V197H160ZM164 196V197H163ZM169 196V197H168ZM160 197V198H159ZM184 197V198H183ZM200 197V198H201ZM165 198V199H164ZM167 198H168V201H165V200H167ZM152 199V200H151ZM162 199V200H161ZM177 199H179V201H181V202H179ZM184 199V200H183ZM160 200V201H159ZM174 200V201H173ZM175 200H176V202H178V204L175 202ZM195 200V201H194ZM160 203H159V202ZM189 201V202H188ZM162 202V203H161ZM163 202L165 203L166 202V205H164L163 204ZM206 202H208V200H206ZM168 203V204H167ZM186 203V205L189 207V210L187 209L188 207L186 206V208L184 207L185 205H183V204H185ZM163 205L162 207H159L160 205ZM176 204V205H175ZM194 204V205H193ZM199 204V205H198ZM168 205V206H167ZM191 205V206H190ZM193 205V206H192ZM170 206V207H169ZM177 206V208H178V206L179 207H181V208H183L184 207V209H187L188 210V212L186 211V216L182 213L181 215L180 214H178V213H180V212H178L177 211V213H176V210H177V208H175ZM183 206V207H182ZM195 206V207H194ZM167 207V208H166ZM190 207H193L194 209H190ZM163 208V209H162ZM165 208V209H164ZM175 208V209H174ZM162 209V210H161ZM173 209H174V211H173ZM263 209H264V206H263ZM195 212H194V211ZM261 213V214H260ZM169 214V215H168ZM176 214V215H175ZM255 214H256V212H255ZM175 215V216H174ZM164 216H167V217H164ZM255 216V217H254ZM252 218H251V220H250V222L251 223H249L248 224V222H244V224H241L240 226H242V227H240V228H238L239 229V231H238V229H237V232H238V237H242L243 239H244V242H247L246 244L248 245V247H250V252H251V257L252 258H254L255 260H253V259H251V257H250V259L252 260L250 263L251 264H253V262H256V263H254V264H264V211H258L257 212V214L256 215H254ZM181 217V218H180ZM182 217H183V219H182ZM185 217V218H184ZM180 221L179 223H178V221ZM186 219V220H185ZM256 219V220H255ZM181 220H183V221H181ZM239 220V219H238ZM246 220H247V218H246ZM253 220H255V221H253ZM176 221V222H175ZM252 221L254 222V223H252ZM185 222V224H183ZM186 222H187V224H186ZM172 223H174V224H172ZM241 223H243L242 221H241ZM247 225H246V224ZM168 224V225H167ZM174 225V226H173ZM187 226V227H185V226ZM180 226V227H179ZM183 226V227H182ZM197 226V227H196ZM186 230H185V229ZM179 229V230H178ZM185 231H184V230ZM194 229V230H193ZM167 230H169V231H167ZM191 230H193V231H191ZM180 231V232H179ZM161 232H163V229L162 230H160L159 231V233H161ZM170 232V233H169ZM178 233V234H177ZM208 233H210V232H208ZM168 234V235H167ZM242 234V235H241ZM166 235V236H165ZM165 236V237H164ZM173 238H172V237ZM169 239H168V238ZM177 237V238H176ZM184 237V238H183ZM246 239V240H245ZM256 239H257V241H256ZM165 240V241H164ZM255 240V241H254ZM183 241V242H182ZM166 242V243H165ZM162 243H163V246H161L162 245ZM166 244H167V246H166ZM171 244V245H170ZM259 244V245H258ZM172 246V247H171ZM253 246H255V247H253ZM262 246V250H261V247ZM159 247V248H158ZM165 247H167V248H165ZM229 247H232L231 245L229 246ZM165 248V249H164ZM251 248H252V250H251ZM169 250V252H168V250ZM170 249H171V251H170ZM260 249V250H259ZM167 250V251H166ZM205 251V252H204ZM253 251V252H252ZM168 252V254H170L169 256H168V254H166ZM165 255H166V257H165ZM202 255V256H201ZM235 257H236V253H234L233 254ZM179 256V257H178ZM197 256H199V257H197ZM254 256V257H253ZM262 256V257H261ZM167 257H168V259H167ZM195 257H197V258H195ZM201 257V258H200ZM138 258V255H136V254H134V259H137ZM177 258V259H176ZM179 258H182V260L181 259H179ZM194 258V259H193ZM263 258V259H262ZM199 259H200V261H199ZM177 260H178V262H177ZM194 260V261H193ZM205 260V259H204ZM239 258H236V259H234L233 260V262L235 263H237V264H239ZM176 261V262H175ZM180 261L182 262V263H180ZM258 261V262H257ZM140 263V264H142V262H140V260L139 261H137V263ZM161 263V264H162Z\"/></svg>",
  "mask_w": 264,
  "mask_h": 264
}]
</instances>
